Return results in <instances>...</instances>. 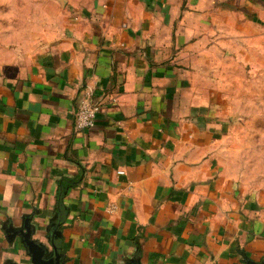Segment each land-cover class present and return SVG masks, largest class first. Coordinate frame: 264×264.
<instances>
[{"label": "crops", "instance_id": "1", "mask_svg": "<svg viewBox=\"0 0 264 264\" xmlns=\"http://www.w3.org/2000/svg\"><path fill=\"white\" fill-rule=\"evenodd\" d=\"M6 3L0 264H31L25 221L62 264H264V198L221 163L206 80L264 0ZM84 99L101 111L76 131Z\"/></svg>", "mask_w": 264, "mask_h": 264}, {"label": "rangeland", "instance_id": "2", "mask_svg": "<svg viewBox=\"0 0 264 264\" xmlns=\"http://www.w3.org/2000/svg\"><path fill=\"white\" fill-rule=\"evenodd\" d=\"M239 22L240 36L209 56L206 80L222 135L221 163L264 198V19L255 25Z\"/></svg>", "mask_w": 264, "mask_h": 264}, {"label": "water", "instance_id": "3", "mask_svg": "<svg viewBox=\"0 0 264 264\" xmlns=\"http://www.w3.org/2000/svg\"><path fill=\"white\" fill-rule=\"evenodd\" d=\"M17 236L22 245L24 246L28 256H30L31 264H62L61 255L58 252L57 246L51 242L52 250L40 243L38 240L33 239V229L25 221L23 225L12 230V236ZM246 264H263L247 260Z\"/></svg>", "mask_w": 264, "mask_h": 264}, {"label": "built area", "instance_id": "4", "mask_svg": "<svg viewBox=\"0 0 264 264\" xmlns=\"http://www.w3.org/2000/svg\"><path fill=\"white\" fill-rule=\"evenodd\" d=\"M101 111V104L93 103L88 99L81 101L74 118L76 131L90 130L95 126L97 115Z\"/></svg>", "mask_w": 264, "mask_h": 264}, {"label": "trees", "instance_id": "5", "mask_svg": "<svg viewBox=\"0 0 264 264\" xmlns=\"http://www.w3.org/2000/svg\"><path fill=\"white\" fill-rule=\"evenodd\" d=\"M70 184H72V183H70V181H68V180H63V181H61V183H60V192H61L62 190L67 189V188L69 187Z\"/></svg>", "mask_w": 264, "mask_h": 264}]
</instances>
